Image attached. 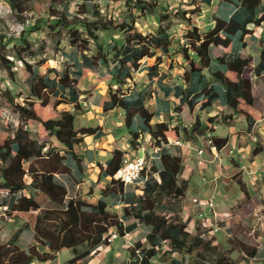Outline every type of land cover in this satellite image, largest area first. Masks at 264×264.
I'll return each instance as SVG.
<instances>
[{
  "label": "trees",
  "instance_id": "trees-1",
  "mask_svg": "<svg viewBox=\"0 0 264 264\" xmlns=\"http://www.w3.org/2000/svg\"><path fill=\"white\" fill-rule=\"evenodd\" d=\"M10 2L14 9L21 10L22 0ZM91 2L83 0L71 18L69 13H60L57 0H52L50 16L38 21L39 26L49 30L59 27L69 30L70 43L78 50L73 57L75 69L49 68L43 74L38 65L22 56L21 49L16 50V58L23 62L30 76L23 103H16L9 89L3 91L15 104L21 120L0 143V194L8 192L6 199L0 201V209L7 206L5 210L10 214L38 210L32 228L36 243L27 249L21 248L18 240L23 229H19L11 240L0 241V264L45 263L64 249L73 252L66 264H86L100 247L111 245L113 233L128 236L137 224L148 228L146 240L127 246L128 257L123 264H153L157 260L184 264L186 256L191 264H210L200 253L197 255L201 260L193 256L199 241L204 240L200 236L189 244L187 224L176 215L186 197L187 182L181 180L185 168L183 157L168 144L182 141L198 144L208 133L215 132L216 116L205 119L201 112L218 101L245 116L250 125L256 121L250 111L256 104L253 76L264 71V45L257 65L247 49L248 38L264 25V0H225L226 5L235 8L230 17H215L204 31L191 23V28L177 40L171 37L169 27L162 24L171 12L163 11L160 0H126L128 11L123 20L108 13L104 15L101 5ZM203 2L211 5L213 0ZM89 14L91 17H87ZM151 14L157 15L161 23L155 33H144L138 21ZM113 31H118L120 36L115 37ZM102 34L109 36L110 41L105 43ZM23 41L22 48L35 56L29 41ZM92 41L96 53L88 52ZM215 50L221 53L216 54ZM176 57L181 60L177 61ZM152 58L155 63L144 67L143 61ZM0 61L13 73L15 59L0 53ZM164 62H168L170 71L179 67L177 74L181 83L165 91L167 94L174 91L179 98L175 112L182 116L186 109L191 113L188 124L153 122L155 113L147 106L146 89L131 87L134 74L143 68L148 70L149 80H164L168 76L167 72L160 74ZM86 72H94L99 81L108 83L103 110L124 111L130 147L144 149L143 140L152 154L158 156L157 162L145 158L146 166L136 182L143 185L133 188L132 184L114 177L127 157L120 148L112 150L107 161H97L99 177L87 193L90 196L97 190L101 194L95 202L87 200L82 193L68 198V187L59 179L60 175L69 174L75 184L81 182L82 177H74L71 164L81 176H86L83 161L87 154L78 148L97 130L91 126L77 128V115L84 112L78 79ZM62 105L68 107L61 108ZM33 124L37 125L36 133L41 138L30 136L27 126ZM45 135L49 140L54 138L61 147L50 145L51 141L43 139ZM212 139L219 149L228 142L226 137ZM39 193L53 206L42 208L37 199ZM116 204L120 205L119 209ZM128 220L134 222L127 225ZM25 225L30 228L29 222ZM216 264L235 263L220 257Z\"/></svg>",
  "mask_w": 264,
  "mask_h": 264
},
{
  "label": "rangeland",
  "instance_id": "rangeland-1",
  "mask_svg": "<svg viewBox=\"0 0 264 264\" xmlns=\"http://www.w3.org/2000/svg\"><path fill=\"white\" fill-rule=\"evenodd\" d=\"M21 10L14 9L11 5L10 0H0V53L7 55L11 59H15V66L13 67V73H10L6 67H4L3 63L0 61V143H3L5 139H7L11 132H13L18 123L21 120L19 113L15 107V104L11 103L7 96L4 94V89H9L12 91V94L15 96L16 103H23L24 98L27 96V79L30 76V73L26 69L25 65L21 60L16 58V50L22 51V56L25 57L27 61L32 63L34 66L38 65L39 70L41 73L46 74L49 68H57L58 70L62 71L65 68L75 69L73 68V57L77 54L78 50L76 47L72 46L70 43V35L69 30L64 27H59L56 30H49L48 28L44 27L43 25L38 24V21L41 19H47L51 14V6L52 0H22ZM83 0H57V9L63 13H69L70 17L72 18L75 16L74 12L78 9V4L82 3ZM163 3V11L171 12V15L168 20L162 22L164 26L169 27V32L171 37L174 40L181 39L183 35L186 33L187 29L191 28L192 24L195 23L201 31H204L207 27L213 24V20L215 17H226V11L229 8H222L224 6L225 0H213L211 5H206L203 0H160ZM92 4H99L103 10L104 15L108 13L109 16H112L115 19L123 20L127 14L128 8L126 6V0H92ZM185 13L186 16L183 15ZM81 15V14H80ZM87 16V15H86ZM87 17H91L89 14ZM188 17L191 19L189 20ZM139 26L144 33H155L158 29L159 24L161 23L158 16L151 14L148 17H141L139 19ZM39 27V28H38ZM115 37H119L120 34L118 31H113ZM23 39H27L32 47V50L35 52V56H30L28 50L26 48H22L25 46V42ZM102 39L105 43L110 41V37L106 34H102ZM183 42L185 39L183 38ZM91 50L88 51L89 53H96V45L92 41L90 44ZM216 54H220L221 51L215 50ZM166 58V56H163ZM177 61L181 60V58L176 57ZM259 58L257 57V61ZM155 58L147 59L143 62V65H150L155 63ZM181 65L180 62L178 66ZM168 62H164L161 64V72H167L168 77L167 81H175L174 79L178 78L177 72L179 71V67L175 68L174 71H170L168 68ZM52 77L55 76V73L50 74ZM97 76L94 72H86L82 77L78 79V88L82 92L81 101L82 105L87 108V104H89L90 98L92 97V102L96 101L100 98L102 92L108 91V83L107 85L99 84ZM139 87L146 89L148 93V100L147 105L149 104L150 97H154L155 88L149 83V78L146 73L136 74L135 76ZM146 84V87L143 85ZM141 88V87H140ZM100 94L98 93L95 96L94 92L100 90ZM95 99V100H94ZM54 101V99H52ZM68 107L65 105L60 106ZM256 108L262 110V103L260 100L256 102ZM72 109V107H71ZM229 109V108H228ZM258 110V111H259ZM50 111H53L50 108ZM205 113V111H202ZM115 117L113 121L117 122L120 120V116L118 112L114 114ZM222 115V121L217 123V131H215L214 136H225L229 134L228 129L231 128L228 126L224 121L226 117L224 113ZM80 117V115H79ZM77 118V126H82L87 122L86 118ZM86 117V116H85ZM191 113L188 110L183 111L182 113V123L188 124L190 122ZM206 118V115H205ZM96 123V122H95ZM97 125H101L97 121ZM104 126L107 125V122L103 123ZM103 126V127H104ZM30 131V136L34 138H41L37 135V125L33 124L27 126ZM110 126H107V129H110ZM114 134H118V140H122V134L117 131ZM43 139L49 140V136H44ZM51 142L50 145H54L56 147H61L60 144L54 140H49ZM125 141V140H124ZM173 141H175L173 139ZM122 142L120 141L119 144ZM202 148L204 149V153L208 155V158L211 159V154H213V158H217L218 156L215 152L212 151L210 145L207 143V137L202 138L199 142ZM174 145H181L183 147L185 144L182 145V142L173 143ZM171 144L169 147L171 150H175L177 148ZM144 145V149L136 150L134 148L130 149V156H127L126 162H128V158L135 160V159H143L148 158L147 161L151 162L153 159L150 158V155L155 156L152 154V151L149 148L148 143H144L142 140V146ZM149 153L148 154L146 153ZM79 152H82L81 149L78 148ZM191 153L193 152L190 151ZM196 152V151H195ZM104 154V153H103ZM143 156V157H140ZM146 156V157H145ZM224 165H230L228 162V156L226 153H222ZM239 159V158H238ZM103 161L107 160L105 156ZM154 161V160H153ZM94 161L91 158H87L83 161V167L86 171L87 176H81L78 170H76L75 166L71 164L72 172L74 177L81 178V182L78 184L74 183L73 177L69 174L60 175L59 179L64 182L68 187V198L75 196L77 193H82L85 195L87 200L96 201V197H91L87 193V189L83 188L84 185L82 184L83 181L87 182V179L90 178L89 173V165H92ZM124 163V164H125ZM147 163V162H146ZM1 167V164H0ZM28 167V165H26ZM190 167V166H188ZM187 167V168H188ZM191 168V167H190ZM202 168V167H201ZM194 171V167L191 168ZM238 173L234 176L230 177L232 180H237ZM181 180H184L181 176ZM104 181V179H103ZM202 181V180H201ZM233 183V181H232ZM143 185L142 183H135L132 184L131 187H140ZM130 185H128L129 187ZM85 191H84V190ZM3 194H0V201L6 199V195H8L7 191H2ZM187 196V195H186ZM204 199L207 197L204 195ZM38 201L41 204L42 208L52 207L53 204L51 201L42 193L38 194L37 197ZM189 201V198L185 197L182 200L181 208L178 209L176 215L179 219L183 220L187 224V231L190 233L188 237V243H195L198 237L201 236V233H206V230L203 229L204 226L201 225L200 216L199 222L197 224V233L194 230L196 226H191L190 222L192 218H194L195 214L186 215L183 206ZM251 204V202H250ZM236 206V205H235ZM205 209V210H204ZM2 213L0 214V241H9L13 238V236L17 233L19 229H23V232L18 240V245L21 248L27 249L33 243H36L35 238L33 236V230L35 224V219L38 210H32L30 213H8L5 209H0ZM203 213L208 216L209 220L212 222H217L218 225L222 228L221 220H219V215L214 209V214L211 213V209L204 205L203 206ZM231 213H235V210L231 211ZM225 217L232 218L230 213H226ZM251 225H244L238 226V217H233L232 220V231H225L223 235H210L201 237L204 241H199V245L194 249L193 256L197 259L201 258L197 255L200 253L204 256L205 260L208 261L210 264H216L217 260L221 257H226L230 259L229 256V249L232 246V249H244L243 243L238 240L236 233L239 235H243L246 239L250 241L249 246L253 247V244H256L261 239V236L264 235V210L254 214L251 217ZM29 222L30 228L27 227L25 224ZM148 228L145 226L139 229L137 234L138 238H144L146 240L145 235L147 234ZM243 231H242V230ZM222 230V229H221ZM229 232V233H228ZM217 233V232H216ZM113 233L111 240L112 243L111 249L109 246H102L100 247V251L95 253L93 256L87 260L86 264H95L98 261V264H123L127 257L125 253H127V246L133 245V243L126 245L122 238V236H114ZM200 235V236H199ZM233 236L236 237L233 239ZM125 237L130 238V233L128 236ZM125 239V238H124ZM110 240V241H111ZM263 240V239H261ZM260 240V241H261ZM264 241V240H263ZM241 247V248H240ZM251 249V248H250ZM247 251V249H244ZM73 255L72 250L64 249L62 252L57 254L56 258L46 261L45 263L34 262L33 264H66L67 260ZM128 256V253H127ZM181 256H179L180 258ZM189 257V256H187ZM189 261V258H188ZM190 262V261H189ZM166 264H169L167 262Z\"/></svg>",
  "mask_w": 264,
  "mask_h": 264
},
{
  "label": "crops",
  "instance_id": "crops-1",
  "mask_svg": "<svg viewBox=\"0 0 264 264\" xmlns=\"http://www.w3.org/2000/svg\"><path fill=\"white\" fill-rule=\"evenodd\" d=\"M222 8H229L228 10H224L226 11V17H230L235 10L234 6L226 5L225 2ZM248 45V53L253 56L254 64L257 65L260 61V50L264 45V25L260 27L253 36L248 38ZM257 57L259 58L258 61ZM143 66L145 67V65ZM140 73H146L148 76V70L146 68L136 72L134 74V82L131 84L132 88L135 85L137 86L136 88L139 87L135 76ZM162 73L163 72L160 70V74ZM167 77L160 82L158 81V78L148 81L151 85L153 84L152 86L155 88V91L154 97L149 98V104L151 106H147L155 113L153 122L168 121L173 124L182 123L181 114L175 112L174 110L176 105L179 103V98L175 96L174 91L170 94H167L165 91L166 88H171L180 84L181 80L177 78L174 79L175 81L171 82L166 80ZM97 82L102 85H107L106 82ZM146 86V84L143 85V87ZM140 87L142 89V86ZM101 90L102 89L95 91V96H97L98 93L100 94ZM253 93L256 97V102L258 100L261 101L262 110L256 108V104L254 110L250 109V111L256 116V121L252 125L249 124L245 116L235 113L233 109L231 110V108L221 104L220 101L215 102L210 108L204 110L205 113L201 112L202 118H205V115L206 118L216 116L217 123L222 121L221 114L224 113V117H226L224 122L231 127L228 129V135L218 136L228 138V142L223 148L217 149V152L215 153L218 156L217 158H213V154H211V159L208 158L206 153L200 155L197 151V147H202L200 143L191 144L186 142L183 147L176 145L177 148L172 150L173 152L180 153L184 160L185 168L181 176L187 182L186 197L189 198V201L183 206V210L186 215L195 214L194 218H192L190 222V225L196 226V229L194 228L196 233L197 224L199 222V214L205 205L204 201L210 197L214 198L215 210L222 223V230L220 229L217 233H215V236L225 234L224 230L232 231L231 219L234 216L238 217L237 221L239 227L244 225L249 226L252 221L251 217L264 210V71L259 76H253ZM106 97L107 92H102L100 98L94 102H92L91 97L89 104H87L88 107L85 108L83 106L84 112L77 115V118L80 115L81 118L83 117L87 120L85 124L77 126V128H82L84 126L97 127L96 132L93 135L86 137L84 145L79 147L82 152L86 151L87 158H91V160L94 161L92 165H89L90 178L87 179V182H82L84 185L83 188L88 187L87 191H89L93 182H95L99 177L97 161L105 162L102 160L105 156L108 160L111 157V151L115 148L122 149L125 151V154L132 158L131 155H129V151L131 149L129 144L130 135L125 129L124 111L122 109H114L104 112L102 105ZM116 112H118V115L120 116V120L117 122L113 121V118L115 117L114 114H116ZM97 121L101 125H97ZM104 122H107L106 126L103 125ZM107 126H110L111 128L107 129ZM217 127L218 126H216V131ZM115 131L122 134V140H118V134L115 135ZM101 133L102 135L100 136ZM214 133L215 132L208 133V135L213 137ZM120 141L122 142V145L119 144ZM168 146L170 145L168 144ZM192 150L193 152L191 153L190 151ZM222 153H226L230 165H224ZM151 159L157 162L158 156L152 155ZM188 166L191 168L194 167V171H192V169ZM236 173H238L237 180H232L230 177L234 176ZM87 175L88 174H86V176ZM204 195L207 197L206 199H204ZM90 196L96 197V200H98L101 197V194L95 190L94 194ZM116 207L119 209L120 205L116 204ZM232 210H235V213H231ZM227 212L232 215L231 219L225 217ZM133 222L134 220H128L126 221V224L128 225ZM143 226L144 225L142 224H137L130 232V238L122 236L123 240H125V246L139 240L144 241L143 237L137 239L139 229ZM236 235L238 240L235 239L236 237L234 236L233 239L238 242L241 241L244 249H251L250 251H246L241 247L240 250L232 249L231 246L229 249L230 259L233 260L235 264H264V235L261 236V239L263 240L260 239L261 241L259 240L258 243L253 244V247L249 246L251 244L250 241L243 235H238L237 233ZM205 236H207L205 233H201V237ZM109 247L111 249V246ZM125 256L128 257L127 253H125ZM98 261H96L95 264H98ZM166 263L167 262L157 260L153 264ZM184 264H191V262L188 261L187 256Z\"/></svg>",
  "mask_w": 264,
  "mask_h": 264
},
{
  "label": "built area",
  "instance_id": "built-area-1",
  "mask_svg": "<svg viewBox=\"0 0 264 264\" xmlns=\"http://www.w3.org/2000/svg\"><path fill=\"white\" fill-rule=\"evenodd\" d=\"M254 139H256V138H254ZM207 143L210 145V148L212 149V151L216 153L218 147L213 142L211 135H207ZM183 144H186V142L182 141V145ZM197 151L200 155L204 153V149L202 147L201 148L197 147ZM137 163H138V158L135 160L128 158V172L126 173V175L124 177H115V175H114V177L116 179H119L122 181V179H126L129 176L135 175L137 173L136 172V164ZM204 204L206 206H208L211 209V213L214 214V212H215L214 211V209H215L214 198L210 197V198L206 199L204 201ZM201 206H202V204H201ZM4 209H7V206H4ZM199 216H200L201 225L204 226L203 229L206 230L205 235H207V236L214 235L216 232H218L221 229V227L218 225V223L210 221L208 216L205 215L202 210H201ZM114 236H116V235H114Z\"/></svg>",
  "mask_w": 264,
  "mask_h": 264
},
{
  "label": "bare ground",
  "instance_id": "bare-ground-1",
  "mask_svg": "<svg viewBox=\"0 0 264 264\" xmlns=\"http://www.w3.org/2000/svg\"><path fill=\"white\" fill-rule=\"evenodd\" d=\"M146 166V160L145 158L143 159H138V163L136 164V174L133 176H129L126 179H122L127 184H134L136 183L140 178L141 175L143 174V170ZM128 172V163L124 164V166L117 172L115 177H124L126 173Z\"/></svg>",
  "mask_w": 264,
  "mask_h": 264
}]
</instances>
